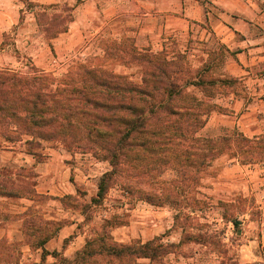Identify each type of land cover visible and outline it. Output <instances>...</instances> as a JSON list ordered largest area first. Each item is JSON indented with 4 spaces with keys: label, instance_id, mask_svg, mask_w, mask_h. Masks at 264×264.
I'll return each instance as SVG.
<instances>
[{
    "label": "trees",
    "instance_id": "1",
    "mask_svg": "<svg viewBox=\"0 0 264 264\" xmlns=\"http://www.w3.org/2000/svg\"><path fill=\"white\" fill-rule=\"evenodd\" d=\"M44 16L36 13L40 30L46 26ZM57 20V16L51 18L52 22ZM67 29L54 31L49 39ZM103 48L104 59L115 60L126 69L135 67L138 75L117 72L114 65L84 62L72 63L60 77L36 67L28 72L0 69V139L15 144L25 137L27 154L35 155L48 144L107 162L110 168L99 178L93 204H101L111 188L118 186L156 207H177L184 201L186 207L198 205L202 209L206 204L195 196L199 193L197 184L200 173L214 161L228 155L243 165L264 162V133L256 138H248L237 129L217 137L200 133L217 108L211 100L238 86L236 79L222 74L227 56L224 47L208 50L209 58L199 66L192 64L187 52L177 49L156 53L140 50L131 36L108 41ZM169 168L177 172L178 184L159 180ZM154 180L161 184L160 193L150 186ZM35 185L26 190L0 173L1 197L39 196ZM75 197L53 198L74 206L73 200L67 201ZM27 215L24 229L28 243L41 247L50 235L37 237L44 231L42 223ZM112 221L93 231L74 261L53 252L59 259L53 264H141L144 259L151 264L174 247L157 243L158 238L117 243L107 228L119 225ZM232 222L238 225L236 220ZM34 235L37 239L33 240ZM192 239L189 236L181 243ZM194 240L203 243L201 238ZM16 244L11 242L10 247L16 249ZM47 254L44 250L40 263L23 264H46ZM19 258L8 252L4 264H22Z\"/></svg>",
    "mask_w": 264,
    "mask_h": 264
},
{
    "label": "crops",
    "instance_id": "2",
    "mask_svg": "<svg viewBox=\"0 0 264 264\" xmlns=\"http://www.w3.org/2000/svg\"><path fill=\"white\" fill-rule=\"evenodd\" d=\"M74 2L78 5L71 6L74 19L67 31L51 39L49 47L39 42L36 48L32 40L33 33L40 30L36 14L24 8L31 3L39 8L67 3L73 5ZM102 5L106 9L101 12L99 6ZM100 16L103 25L99 30L91 29L96 17ZM119 18L122 28L120 26L113 30L115 38L132 36L140 50L150 49L156 53L177 49L185 53L193 44H200L204 48L202 51L206 61L209 58L208 50L224 47L227 56L222 74L236 79L238 88L218 97L232 110L233 129L248 138H256L264 133V0H0V69L27 63L41 65L52 51L53 63H57L63 55L73 52L82 44L89 23L90 35H100L106 23ZM10 49L26 52L31 58L13 56ZM4 152L0 154L1 161L9 159V163L14 164L15 161L23 167L34 168L37 181L35 190L40 195L56 198L76 196L77 184L85 183L88 179L76 164L78 154L73 156L61 147L44 144L41 159L23 152L17 153L16 158L11 155L13 152ZM243 180H246V197L256 191V196L263 199L260 207L263 209L264 193L257 192L256 188L259 182L264 183V163L243 165L238 161L233 162L222 171L218 179L221 185H216L215 191H238ZM96 193L97 188L90 198L96 197ZM24 203L22 212H19L23 218L0 227V240L7 238L9 242L20 246L19 260L22 264L40 263L44 250L48 252L45 256L46 264L58 262L53 252L74 261L93 231L111 219L107 215L96 218L92 225L98 228L90 230L91 222L88 218L65 206L60 200L50 199L47 207L43 208V218L39 217L44 231L37 233V237L50 236L41 247H32L28 243L29 235L24 229V222L28 218L26 213L29 214L34 206L30 201ZM137 207L127 223H121L113 229L111 235L114 241L131 244L163 238L180 252V255L172 254L181 260L176 264H187L182 262L187 255V248H179V245L182 247L185 244L181 243L182 235L177 233L174 222L170 224L169 213L146 201H140ZM171 228L173 231L164 238L165 229ZM37 237L34 235L32 239ZM224 240L228 241L226 238ZM190 242L202 246L201 243ZM233 248H240L242 254L239 256L245 258L241 260L242 263L260 262L264 257V219L257 223L247 220L246 238L241 245ZM146 261L144 259L140 263L145 264Z\"/></svg>",
    "mask_w": 264,
    "mask_h": 264
},
{
    "label": "rangeland",
    "instance_id": "3",
    "mask_svg": "<svg viewBox=\"0 0 264 264\" xmlns=\"http://www.w3.org/2000/svg\"><path fill=\"white\" fill-rule=\"evenodd\" d=\"M104 2V0H103ZM78 5L76 2L73 5H58L56 7H39L35 8L33 3L24 8L25 11L32 12L33 14L40 13L44 14L43 21L45 25L39 32L33 33V43L36 47L38 44L44 43L49 47L51 39L49 37L51 34L59 29L68 28L72 20L74 19V13L72 11L73 6ZM72 6V7H71ZM75 8V7H74ZM73 8V10H74ZM99 9L104 10L105 5L99 6ZM57 16L58 20L52 22L51 18ZM120 18L116 21L106 23L105 30L99 34L90 35V23L86 27V32L84 33V40L80 46L75 48L73 52L65 54L57 61L53 63L54 51L47 55L44 59V63L41 65H30L21 64L20 66L6 67L12 70L20 72L30 71V67H36L46 72H53L55 76L60 77L62 74L67 72L69 66L74 62H84L88 64H97L102 63L105 66L114 65V69L117 72L122 73H134L137 76L135 67L131 69H126L123 66L117 64L115 60L104 59L103 45L111 40H120L115 38L113 30L117 27L122 28L120 25ZM122 22V21H121ZM103 18L96 17L95 21L91 25V29L99 30L103 25ZM119 23V24H118ZM117 24V25H116ZM12 38V36H9ZM132 37V36H131ZM10 42V41H8ZM38 42V43H37ZM40 42V43H39ZM51 47V46H50ZM37 48V47H36ZM204 48L200 44H193L188 53V59L192 62L194 66L201 65L205 57L203 56ZM37 50V49H36ZM10 54L17 57L31 58L30 54H25L26 52L15 51L10 49ZM4 69V68H2ZM238 88V86H237ZM220 97L213 98L211 102L217 105V108L214 109L211 114L208 116L207 123L205 127L200 131L202 134L209 136L217 137L222 135L227 131H233L232 121V110L225 105V102L220 101ZM18 141L15 144H5L2 139H0V154H4V151L13 152L11 155L17 158V153L26 152L25 140ZM52 146V145H50ZM12 147V148H11ZM73 156L78 154L76 164L80 167L83 174L88 177L86 182H80L77 184L78 194L76 199L68 200L67 203L75 202L74 206H68L69 208L79 212L81 215L85 216L90 220V230L96 229L98 227L93 226V220L96 218L103 217L105 215L113 219V223L121 224L127 223L129 219L132 218V211L137 209V204L140 201H145L144 199H139V197H133L126 192H123L118 186L111 188V190L106 195L105 199L101 204H93L91 202V196L95 194L99 178L102 173L107 171L110 166L107 162L97 161L89 153L83 154L80 152L71 153ZM33 155V154H32ZM37 159L43 157L42 150H37L36 154ZM9 159L0 160V173L7 175L9 180H14L19 185L28 189L33 188V184H36L35 176L36 173L33 167H23L19 162L9 163ZM10 161L13 162L12 159ZM75 162V160H73ZM237 160L230 159L228 155L222 156L212 163V165L200 173V181L198 182L197 190L199 193H196L195 196L201 197L205 200L206 206L204 208H191L193 206L186 207L184 201L179 202V206H172L170 204H164L158 209L166 210L169 213L168 219L170 224L172 221L175 224V229L179 235H182V239L186 240L189 236L193 237L192 242L198 243L195 241V238H201L203 240L202 246L197 244H192L191 242H185L184 246H179V248H187L185 251L187 255L183 258L182 262L187 264H264V257L260 262L250 261V263H242L241 260L245 258L239 256L242 254L237 248L234 250L233 246L241 245L243 240L246 238V221H254L257 223L262 218L264 219V208L262 206L261 200L262 197L256 196V191L254 194L247 195L246 197V180H243L241 186L238 187L239 190L232 191L231 189L226 192L215 191L216 185H221L218 182V179L224 170V168L229 167L233 162ZM240 163V162H239ZM264 163V162H257ZM255 163V164H257ZM177 172L173 168H169L163 174H161L159 180H165L172 182L173 185L178 184L176 182ZM240 183V182H239ZM147 187L146 183H143ZM161 184L158 180H154L151 183V187L156 188L160 193ZM257 192L264 193V183L259 182L257 184ZM173 192V191H172ZM175 196H178L176 192H173ZM25 194V192L23 193ZM258 194V193H257ZM139 196V195H137ZM50 199H55L50 195H39V196H25L23 198L12 197L5 198L0 196V227L5 225L8 222L16 221L23 218L22 208L25 206L26 201L33 203L34 208L29 211L31 218L39 217L43 218L41 215L50 202ZM73 200V201H72ZM147 202V201H146ZM264 202V201H263ZM156 207V206H155ZM36 211V212H35ZM39 212V214H38ZM37 213V214H36ZM28 214V213H27ZM236 220L238 225L235 226L232 222ZM3 222V223H2ZM37 224H39L37 222ZM100 228V227H99ZM99 228L97 230H99ZM108 231L112 232L114 228L111 226L107 227ZM111 229V230H110ZM169 229H165L163 237H167L170 232ZM255 232H259L256 230ZM260 233V232H259ZM245 237V238H244ZM224 238L228 239L225 241ZM159 244L170 245V243L164 241L163 238L158 237ZM11 242L7 238L3 239V242L0 244V264H4L7 259L8 252L14 254V257L20 252V246L16 244L17 248L10 247ZM231 245V247H230ZM233 245V246H232ZM206 247V248H204ZM170 254L165 255L162 259L157 260L151 264H176L181 262L180 258H177V255H180V252L175 250V246L170 249ZM183 250V249H180ZM177 254L176 256L172 254ZM194 253L198 255H193ZM192 254V255H189ZM20 257V256H19ZM243 258V259H242ZM247 260V258H246ZM142 261V260H141ZM103 264V263H101ZM145 264H150L149 260Z\"/></svg>",
    "mask_w": 264,
    "mask_h": 264
}]
</instances>
